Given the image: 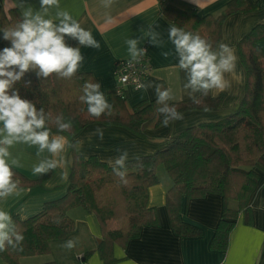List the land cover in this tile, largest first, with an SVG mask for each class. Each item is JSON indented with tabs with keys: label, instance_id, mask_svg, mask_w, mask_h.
Returning a JSON list of instances; mask_svg holds the SVG:
<instances>
[{
	"label": "trees",
	"instance_id": "1",
	"mask_svg": "<svg viewBox=\"0 0 264 264\" xmlns=\"http://www.w3.org/2000/svg\"><path fill=\"white\" fill-rule=\"evenodd\" d=\"M163 17L176 27L199 34L216 49L221 40V26L232 13H245L256 9L251 0H229L225 10L217 16H199L197 8L184 0H160ZM18 9L5 11L0 7V29L15 26L23 20ZM69 44V38H66ZM264 40V23L256 24L237 41L239 59L245 69L244 94L235 110L224 118L201 122L178 131L166 145L151 155L139 156L126 162L127 184L121 183L110 165L96 156H81L75 152L76 138L92 123L123 127L135 135L144 137L142 127L162 124L163 117L157 111L156 99L143 100L128 107L125 98L110 91L113 108L111 116L92 117L87 105L80 101L82 85L86 81L99 83L90 72L78 71L71 79L38 78L34 72L25 75L15 87L22 98L50 114L48 127L53 134L69 137V173L63 196L47 201L42 209L25 219L13 214L17 229L23 234L22 251L7 249L0 257L7 264H19L25 256L46 255L51 251V242L64 241L76 230L75 221L68 212L80 208L93 213L99 223L101 238L96 250L104 264H113V245L124 247L130 239L139 236L143 226L158 223L155 208L149 207L148 189L158 182L156 169L162 165L171 180L165 193V207L172 230L183 237H193L200 230L180 219L181 199L202 197L207 193L220 195L224 202L234 200L236 209L223 208L210 241V248L224 250L228 235L240 211L245 221H250L248 200L255 189L259 173L264 171V51L258 42ZM0 32V50L9 47ZM30 81L28 86L25 83ZM197 96L199 104L192 100L169 102L181 113L188 110H216L221 96ZM62 115L71 121L69 131L58 132L55 117ZM20 185L37 186L50 175L25 177L13 167ZM59 219V224L55 223ZM91 251L83 254V261ZM40 264H58L47 261Z\"/></svg>",
	"mask_w": 264,
	"mask_h": 264
},
{
	"label": "crops",
	"instance_id": "2",
	"mask_svg": "<svg viewBox=\"0 0 264 264\" xmlns=\"http://www.w3.org/2000/svg\"><path fill=\"white\" fill-rule=\"evenodd\" d=\"M184 1L194 5L199 16H217L225 10L229 0ZM251 1L257 6L255 10L232 13L221 26L219 44H227L233 50L236 61L234 71L225 74L230 87L223 92H209L212 97L221 96L216 110L185 111L182 113V120L171 122L167 127L146 123L142 127L144 137L120 126L92 123L77 136L75 152L81 156L94 155L107 165L109 160H114L124 150L128 152V160L151 155L185 127L219 120L231 114L243 97L246 78L237 52V41L253 26L264 23V0ZM0 7L5 11L10 8L18 9L22 15L28 10L33 13L41 11L40 0H0ZM61 10L68 11L99 43V48H80L84 60L78 71L90 72L98 79L107 101H110V91L117 83L113 73L115 62L130 58L126 41L131 38H140L138 46L146 49L150 71L143 84H151L152 87L128 89L124 97L127 106L132 107L140 101L156 98L157 84L173 90L177 99L170 102L190 100L183 87L187 82L186 75L178 69V57L174 45L168 39V30L173 24L163 17L160 0H114L109 9L102 6L101 0H59V8L51 7L45 18L56 21V13ZM107 16L112 18L110 22H106ZM149 31L158 33V46L150 42V37L144 36ZM69 44L78 46L77 41L70 38ZM258 45L264 51V40L258 42ZM164 52L169 53L167 57L163 55ZM98 128L103 130V139L94 134ZM59 135L65 136L70 145L67 135ZM69 149L70 146H67L62 153L66 161L63 167L52 171L37 186L20 185L21 194L0 201V208L25 219L38 213L45 202L63 196L69 173ZM9 151V162L16 159L19 163L13 167L29 179L39 176L32 171L34 165L42 159L51 158L47 151L37 155L36 146L24 143L13 145ZM261 159L264 161V154ZM157 171L156 174L159 173L160 176L157 175L158 182L148 189L147 205L155 208L158 223L143 226L139 236L130 239L124 247L113 245L112 254L119 259L113 264H264V171L257 170L259 179L249 196L250 221H245L244 212L238 213L224 250L211 249L210 241L224 206L236 209L237 203L234 200L225 203L220 195L212 193L197 198L182 197L180 219L199 229L200 234L193 237L179 236L172 230L165 207V193L171 186V180L163 171ZM68 215L76 223L74 233L64 241L51 242L50 254L21 257L19 264H40L47 261L78 264L75 257L86 251L91 253L84 264H104L96 250V240L101 238L96 216L79 208L70 210ZM70 239H75V246L71 249L63 247ZM53 247L56 250L54 255ZM0 264L7 263L0 257Z\"/></svg>",
	"mask_w": 264,
	"mask_h": 264
},
{
	"label": "clouds",
	"instance_id": "3",
	"mask_svg": "<svg viewBox=\"0 0 264 264\" xmlns=\"http://www.w3.org/2000/svg\"><path fill=\"white\" fill-rule=\"evenodd\" d=\"M105 9L112 7L114 0H101ZM41 11L33 13L31 10L23 13V20L15 26L0 29L3 39L10 42L9 47L0 50V201L10 196L21 194L20 180L15 177L13 165H18L16 159H11L9 149L17 144L24 143L37 147V155L50 154L51 158L40 160L33 166V173L41 176L47 175L66 163L62 156L66 147L70 146L63 135L53 134L48 127L52 119L45 110L37 108L30 100L22 98L15 87L25 75L34 72L40 79L56 74L58 78L71 79L78 72L84 57L81 47L99 48V43L92 33L66 10L56 13V21L45 18L48 10L55 6L59 8V0H40ZM106 17V22L111 21ZM143 31V30H142ZM150 37V42L158 46V33L149 31L144 34ZM66 38L77 41L78 46L73 47L67 43ZM168 39L174 45L178 57V69L184 71L186 83L183 85L187 95L193 103L201 101L197 96H208L209 92L216 90L223 92L230 87L225 78L226 73L235 69L236 56L233 50L224 43L213 48L211 42L199 34L185 31L176 26H170ZM140 38H131L126 41L130 59L128 67L138 64L145 55L146 49L139 47ZM169 53L164 52L165 57ZM127 76L121 82H126ZM30 81L25 83L28 86ZM138 88L152 87L151 84H138ZM156 103L160 105L157 111L163 117L162 125L169 126L171 122L182 120L183 114L175 104L170 101L177 99L173 90L155 85ZM80 101L87 105L90 116L99 119L101 116L113 114L112 105L107 101L101 91L99 83L86 81L82 85ZM54 123L58 132L69 131L71 121H66L62 115L55 117ZM103 139V130L96 129L95 133ZM128 152L121 151L120 155L108 163L121 183L127 184L126 162ZM50 186V185H49ZM59 224V219L54 221ZM23 234L17 229L12 215L0 208V252L7 249L22 251ZM75 239L65 242L63 247L71 249L75 246Z\"/></svg>",
	"mask_w": 264,
	"mask_h": 264
},
{
	"label": "built area",
	"instance_id": "4",
	"mask_svg": "<svg viewBox=\"0 0 264 264\" xmlns=\"http://www.w3.org/2000/svg\"><path fill=\"white\" fill-rule=\"evenodd\" d=\"M129 59L116 61L113 69V73L117 81L113 90L121 97H125V93L128 89H138L137 85L143 84L150 71V65L146 53L140 59V62L138 64H134L132 67H128L127 62ZM124 76H127L128 79L126 82H121V79ZM75 259L78 264H84L83 255H78Z\"/></svg>",
	"mask_w": 264,
	"mask_h": 264
},
{
	"label": "rangeland",
	"instance_id": "5",
	"mask_svg": "<svg viewBox=\"0 0 264 264\" xmlns=\"http://www.w3.org/2000/svg\"><path fill=\"white\" fill-rule=\"evenodd\" d=\"M157 169H158L159 171H163V173H165V174L167 175V173H166V171H165V169L163 168L162 165L158 166ZM157 169H156V171H157ZM157 172H158V171H157ZM157 175L160 176L159 173H157ZM160 178H162V177H160ZM75 209H77V208H75ZM79 210H82V209L79 208ZM83 211H84V210H83ZM96 242H97V240H96ZM81 246H82V245H81ZM53 249H54V250H53V255H54V253L56 254V250H55L54 247H53ZM50 252H51V251H50ZM49 254H50V253H49ZM71 261H73V258L71 259Z\"/></svg>",
	"mask_w": 264,
	"mask_h": 264
},
{
	"label": "water",
	"instance_id": "6",
	"mask_svg": "<svg viewBox=\"0 0 264 264\" xmlns=\"http://www.w3.org/2000/svg\"><path fill=\"white\" fill-rule=\"evenodd\" d=\"M100 242V240L99 239H97V243H99Z\"/></svg>",
	"mask_w": 264,
	"mask_h": 264
}]
</instances>
